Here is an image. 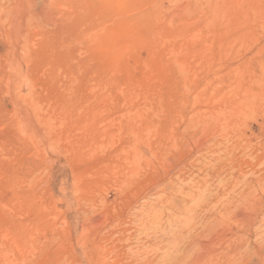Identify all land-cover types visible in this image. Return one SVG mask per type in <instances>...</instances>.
Masks as SVG:
<instances>
[{"label":"rangeland","instance_id":"rangeland-1","mask_svg":"<svg viewBox=\"0 0 264 264\" xmlns=\"http://www.w3.org/2000/svg\"><path fill=\"white\" fill-rule=\"evenodd\" d=\"M233 262L264 264V0H0V264Z\"/></svg>","mask_w":264,"mask_h":264},{"label":"bare ground","instance_id":"bare-ground-1","mask_svg":"<svg viewBox=\"0 0 264 264\" xmlns=\"http://www.w3.org/2000/svg\"><path fill=\"white\" fill-rule=\"evenodd\" d=\"M202 236H203V235H202ZM229 237H230V236H229ZM234 238H235V237H234ZM198 244H199V243H198ZM201 245H202V244H201ZM211 246H212V244H211ZM242 246H243V245H242ZM195 248H196V247H195ZM200 248H201V247H200ZM235 250H236V249H235ZM186 252H187V251H186ZM199 252H200V251H199ZM224 252H225V251H224ZM224 252H223V253H224ZM229 252H230V251H229ZM245 252H246V251H245ZM191 253H193V252H191ZM191 253H190V254H191ZM218 253H220V252H218ZM247 253H248V252H247ZM224 254H226V253H224ZM224 254H223V255H224ZM187 256H188V255H187ZM215 256H216V255H215ZM220 256H221V255H220ZM227 256H228V255H227ZM239 256H240V255H239ZM188 257H189V256H188ZM197 257H198V256H197ZM218 257H219V256H218ZM223 257H224V256H223ZM223 257H222V258H223ZM184 258H186V257L184 256ZM220 258H221V257H220ZM229 258H230V257H229ZM186 259H187V258H186ZM193 259H194V258H193ZM215 259H216V258H215ZM181 260H182V259H181ZM194 260H195V259H194ZM198 260H199V259H198ZM239 260H240V259H239ZM210 261H211V260H210ZM222 261H223V260H222ZM191 262H192V261H191ZM195 262H196V261H195ZM254 262H255V261H254ZM189 263H190V262H189ZM223 263H224V262H223ZM219 264H220V263H219ZM233 264H235V263L233 262ZM236 264H237V263H236Z\"/></svg>","mask_w":264,"mask_h":264}]
</instances>
